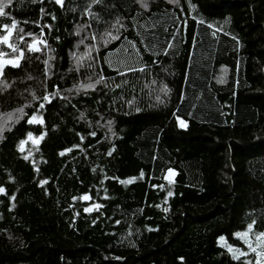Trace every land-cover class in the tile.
<instances>
[{
  "label": "trees",
  "instance_id": "1",
  "mask_svg": "<svg viewBox=\"0 0 264 264\" xmlns=\"http://www.w3.org/2000/svg\"><path fill=\"white\" fill-rule=\"evenodd\" d=\"M147 5L13 0L0 17L25 50L0 78V264H244L221 238L264 233V0Z\"/></svg>",
  "mask_w": 264,
  "mask_h": 264
},
{
  "label": "snow or ice",
  "instance_id": "2",
  "mask_svg": "<svg viewBox=\"0 0 264 264\" xmlns=\"http://www.w3.org/2000/svg\"><path fill=\"white\" fill-rule=\"evenodd\" d=\"M33 3L36 2V0H32ZM95 2L99 3L100 0H95ZM138 2L140 3L141 7L143 8H147L148 5L147 3L143 2V0H138ZM170 3H179V0H169ZM56 3L59 5H63V0H56ZM190 3V0H189ZM13 4V0H3V2H0V17H9L10 14L8 12H6L7 8H10ZM41 11H43L41 9ZM91 14V13H90ZM55 17H53L54 19ZM117 23H119V21H117ZM186 23V22H185ZM201 23H203V21H201ZM122 26V25H121ZM208 27H212L211 24L208 25ZM17 29V21L15 19H12L11 25L9 26V24L7 23H3L0 24V45L6 46L8 49L11 50L12 53H18V55L12 56L11 58H6V56H8V53H5L3 51H0V78L4 77L5 75V69L7 67H11V68H19L21 65V61L25 59V50L21 47H18L15 43H13V36H14V30ZM20 32H23V29H20ZM79 34V29H78V33ZM28 36H32V33H28ZM108 35H111V33H108ZM93 39H95V36L92 37ZM113 39H117L118 37H112ZM20 41L23 42L24 41V36H20L19 37ZM46 45V41L37 39L35 37H33V40L31 43L27 44V50L33 53L39 52L41 49L39 47V45ZM169 47H171V45H169ZM167 54V53H165ZM82 58V57H81ZM45 64H47V61H44ZM77 63H79V60H77ZM144 69H130V71H143ZM45 74H47V69L45 70ZM125 73H120V75H124ZM28 79H32L31 76L28 77ZM91 79V78H89ZM104 78L101 77L100 80H97L96 83H100L101 80H103ZM11 85L4 83V88L7 89L8 87H10ZM82 87H86V88H94V84L89 83L87 85H82ZM165 92L167 91L166 86L165 89H163ZM50 95H59V91H57L55 94H45L42 97V100L45 102H51L50 99ZM62 99L64 97H61ZM39 98L35 96V94H33V100H38ZM44 103H40L39 104V109H43L44 108ZM39 109H37V111H39ZM20 111L22 112L23 109H20ZM83 115V114H82ZM181 126H185L184 125V121L180 120L179 121ZM27 123L32 125V124H40L43 125L44 121L42 118H38L35 114L32 115L31 117L28 118ZM111 123V122H109ZM45 133H42L40 135V137H34L32 132H28L27 133V139L30 140L32 142L33 145H38L41 140H43ZM92 136H95V132L91 133ZM26 141L25 140H21L20 141V145H19V149L21 152L24 151V145H25ZM68 151H71V149H69ZM64 152H61L60 155H64ZM29 155H31V153H29ZM109 155H111V152H109ZM24 159H28V156H25ZM95 171V170H94ZM141 175H143V173H141ZM172 175H174V173L171 172V170L169 171L168 176L165 177V179H168L169 181L171 180ZM131 181H124V183H129ZM0 194H6V190L3 187H0ZM172 193L170 192L169 195H171ZM12 199L14 200L15 197H12ZM75 199V198H74ZM81 199L83 201H89L91 199L90 194H84ZM94 207L96 209H99L101 207V205L96 204L94 205ZM93 210L92 207H85L84 208V212L89 213ZM117 223H119V221H117ZM253 225L249 224L248 225V231L245 232H239L236 233V236L238 238H241L244 242L245 245H247V247L250 249V251L252 253L255 254L256 257V261L255 264H264V233H260L257 235L256 240H257V244L255 247H253L252 243L247 239L249 232L252 231ZM223 239V238H221ZM228 252H230L232 254V258L235 260H239L241 256H246L247 253L241 251L240 249H234L233 247L229 246L228 247ZM244 264H252L251 261H244Z\"/></svg>",
  "mask_w": 264,
  "mask_h": 264
},
{
  "label": "rangeland",
  "instance_id": "3",
  "mask_svg": "<svg viewBox=\"0 0 264 264\" xmlns=\"http://www.w3.org/2000/svg\"><path fill=\"white\" fill-rule=\"evenodd\" d=\"M0 2H3V0H0ZM143 2L148 3L149 0H143ZM3 47H5L6 50H5ZM7 49H8V48H7L6 46L0 45V51H3V52H5V53H8V56H6V58H11L12 56L18 55V53H12L10 49H8V50H7ZM92 50H93V49H92ZM108 59H109L111 62H114V61H115V62L119 63L120 65H119L118 67H121V63H120V62H121L122 60L124 61V59H123V55L120 54V53H119V54L114 53V54L110 55ZM227 75H228V72H227L226 70H223L222 73H221V75H220L221 77H220L219 80H220L221 82H222V81H225ZM10 119H11V118H6V119H4V121H8V120H10ZM180 120H181V119L178 120L179 126H180L181 128H186V127H187V123L184 122V125H185V126H181V124H180V122H179ZM258 234H260V233H252V232H249V235H248V237H247V239L252 243L253 247H255L256 244H257L256 237H257ZM240 239H241V238H240ZM241 240H242V239H241ZM220 242H221L222 246H225L227 249H228L229 246H231V247H233L234 249H240L241 251L246 252V253H247L246 256H241V257L243 258V260H244V261H246V260L251 261L252 264L255 263V261H256L255 254L252 253V252L250 251V249L247 247V245L244 244L243 240H242V242H243V246H242V247H235V246H233V245L227 244V242H226L224 239H221ZM241 257H240V258H241Z\"/></svg>",
  "mask_w": 264,
  "mask_h": 264
},
{
  "label": "water",
  "instance_id": "4",
  "mask_svg": "<svg viewBox=\"0 0 264 264\" xmlns=\"http://www.w3.org/2000/svg\"><path fill=\"white\" fill-rule=\"evenodd\" d=\"M24 147H25V145H24ZM90 201V200H89ZM89 201H85V202H89Z\"/></svg>",
  "mask_w": 264,
  "mask_h": 264
}]
</instances>
